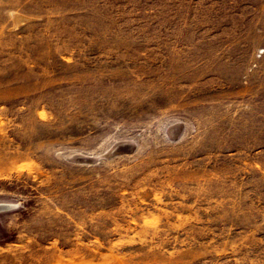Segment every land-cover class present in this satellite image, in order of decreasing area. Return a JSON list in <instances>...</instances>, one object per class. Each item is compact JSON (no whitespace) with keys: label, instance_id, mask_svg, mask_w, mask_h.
Instances as JSON below:
<instances>
[{"label":"rangeland","instance_id":"rangeland-1","mask_svg":"<svg viewBox=\"0 0 264 264\" xmlns=\"http://www.w3.org/2000/svg\"><path fill=\"white\" fill-rule=\"evenodd\" d=\"M0 264H264V0H0Z\"/></svg>","mask_w":264,"mask_h":264}]
</instances>
